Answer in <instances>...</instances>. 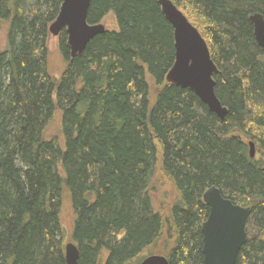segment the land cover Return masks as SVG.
Wrapping results in <instances>:
<instances>
[{
    "label": "trees",
    "instance_id": "16d2710c",
    "mask_svg": "<svg viewBox=\"0 0 264 264\" xmlns=\"http://www.w3.org/2000/svg\"><path fill=\"white\" fill-rule=\"evenodd\" d=\"M172 1L206 40L223 119L166 82L174 36L158 0H91L87 22L112 13L117 29L75 56L65 30L48 47L62 0H0V264H66L65 201L78 264H203L212 185L251 207L236 264H264V49L248 20L264 0ZM154 178L175 191L162 207Z\"/></svg>",
    "mask_w": 264,
    "mask_h": 264
},
{
    "label": "water",
    "instance_id": "95a60500",
    "mask_svg": "<svg viewBox=\"0 0 264 264\" xmlns=\"http://www.w3.org/2000/svg\"><path fill=\"white\" fill-rule=\"evenodd\" d=\"M90 2L91 0H62L56 18L48 26V31L53 36H58L65 30L71 56L80 54L94 36L106 30L101 22H87ZM158 2L173 28L174 36L175 58L165 76L166 82L190 88L211 112L223 119L228 110L215 93L213 75L218 69L206 40L172 0ZM249 19L254 27L255 39L264 49V16L255 13ZM249 152L254 157L255 147L252 141L249 142ZM202 198L209 207L208 217L201 225L203 264H236L238 253L247 241L246 222L251 207L233 203L214 185L203 192ZM64 256L66 264H78L79 250L73 241L64 244ZM139 264L169 262L164 255L150 254Z\"/></svg>",
    "mask_w": 264,
    "mask_h": 264
},
{
    "label": "rangeland",
    "instance_id": "374dc122",
    "mask_svg": "<svg viewBox=\"0 0 264 264\" xmlns=\"http://www.w3.org/2000/svg\"><path fill=\"white\" fill-rule=\"evenodd\" d=\"M101 23L105 25L106 29H109V30L117 29V24H116L115 18L112 13H109L101 21ZM57 39H58V36H53L49 34L48 47L55 48L57 45ZM4 43H5V34L3 30L0 35V46H4ZM58 59H59L58 57L56 58L54 56V64H58V61H57ZM156 90H157V87L154 86L153 84L152 85V95L156 92ZM57 127H58V119L56 118L53 124L48 128V133L56 134L55 132L57 130ZM254 147H255V143H254ZM255 150H256V147H255ZM157 167H159V164L156 165V168ZM154 185H155V188L153 189L154 190L153 191L154 202L158 207H162L166 202L170 200V198L173 196L175 191L171 184H168L165 182H157L156 179H155ZM71 217L72 215H71L69 202L65 201V205L63 206V210H62V222H63L62 224L65 227V232L63 233V237H62L63 245L71 241V238L69 236L70 226H71Z\"/></svg>",
    "mask_w": 264,
    "mask_h": 264
},
{
    "label": "bare ground",
    "instance_id": "6f19581e",
    "mask_svg": "<svg viewBox=\"0 0 264 264\" xmlns=\"http://www.w3.org/2000/svg\"><path fill=\"white\" fill-rule=\"evenodd\" d=\"M253 14H255V13H253ZM252 15V14H251ZM248 20L250 21V19H249V17H248ZM250 23L252 24V22L250 21ZM252 26H253V24H252ZM253 34H254V27H253ZM254 38H255V35H254ZM255 41H256V39H255ZM256 43H257V41H256ZM257 45H258V43H257ZM259 46V45H258ZM221 119V118H220Z\"/></svg>",
    "mask_w": 264,
    "mask_h": 264
}]
</instances>
